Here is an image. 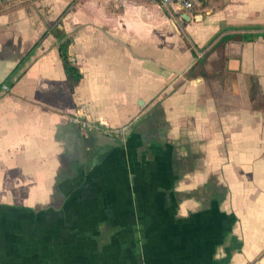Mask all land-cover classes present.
Wrapping results in <instances>:
<instances>
[{"label":"crops","instance_id":"crops-1","mask_svg":"<svg viewBox=\"0 0 264 264\" xmlns=\"http://www.w3.org/2000/svg\"><path fill=\"white\" fill-rule=\"evenodd\" d=\"M261 34L264 0H0V264H264Z\"/></svg>","mask_w":264,"mask_h":264},{"label":"trees","instance_id":"trees-1","mask_svg":"<svg viewBox=\"0 0 264 264\" xmlns=\"http://www.w3.org/2000/svg\"><path fill=\"white\" fill-rule=\"evenodd\" d=\"M51 33L58 40V47L60 52V57L63 61L64 69L66 72L67 79L70 84V88L72 93L75 91L76 87L80 84L83 73L81 72L79 66L72 60L69 54V47L73 43V38L69 36L63 29L58 27V21L50 25ZM264 36V34H261ZM255 34L251 33H243V34H225L221 36L218 40H214V44L212 45L209 51H206L204 54V58L198 59V63L202 64L206 61L207 56L211 53V51H217L219 59L218 63L220 65L223 64L224 59V46L229 41H249L254 39Z\"/></svg>","mask_w":264,"mask_h":264},{"label":"built area","instance_id":"built-area-1","mask_svg":"<svg viewBox=\"0 0 264 264\" xmlns=\"http://www.w3.org/2000/svg\"><path fill=\"white\" fill-rule=\"evenodd\" d=\"M151 4H156L163 10L171 12L178 10L186 15H193L196 11L199 0H142ZM74 61V59H72ZM2 90L8 91L9 85L3 84ZM73 122L77 124L82 130L95 132H108L114 134H123L127 130V126L120 128H110L107 124L93 121L90 118L80 117L76 115L73 117Z\"/></svg>","mask_w":264,"mask_h":264}]
</instances>
